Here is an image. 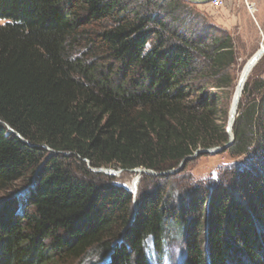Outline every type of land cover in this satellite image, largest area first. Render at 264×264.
I'll list each match as a JSON object with an SVG mask.
<instances>
[{
    "label": "trees",
    "instance_id": "obj_1",
    "mask_svg": "<svg viewBox=\"0 0 264 264\" xmlns=\"http://www.w3.org/2000/svg\"><path fill=\"white\" fill-rule=\"evenodd\" d=\"M0 21V264H152L147 238L163 254L172 229L185 264H264V82L233 129L260 167L241 202L177 207L158 188L135 216L90 169L164 173L229 142L205 93L237 65L225 31L188 0H0Z\"/></svg>",
    "mask_w": 264,
    "mask_h": 264
},
{
    "label": "rangeland",
    "instance_id": "obj_2",
    "mask_svg": "<svg viewBox=\"0 0 264 264\" xmlns=\"http://www.w3.org/2000/svg\"><path fill=\"white\" fill-rule=\"evenodd\" d=\"M234 1L235 0H233V2ZM239 1L242 2V5L246 8L249 17L252 20L253 27H249L245 31L237 30L231 34L224 27L215 25L212 22V24H214L216 27H219L225 31L234 41L237 65L227 71L228 75L225 76L226 81L219 84V86L211 87L205 91V93L209 95L215 94L219 97L218 101L216 102V108L218 111L215 118L217 120V125H225V131L229 136V142L221 148H217L219 150L214 154L208 153L198 155L195 159L184 164L183 169L177 173L164 174L170 172L167 171L164 173H156L157 175H138L133 172H124L122 170L107 168L113 170L115 175L111 176L109 174L102 173L105 176L113 178L109 179L108 177L107 180H103L101 184L104 186H107V184H112L114 186L121 187L126 191L127 189H125V187H129V184L137 178L138 184L136 186L137 189L135 188V193L134 190H131V192L127 190L132 194V196H134L133 214L137 213L138 206L140 204V198L142 197L141 195L146 192L155 193L157 192L158 188L161 189L162 195L164 197L169 196V198H171L172 196L171 205L174 204L177 207H180L181 204L184 203H191L189 201L195 199L197 195L198 197L200 196V199H204L203 203L205 207L207 205H213L214 202H216L217 195L223 194L231 199V201L235 202H241V200L244 199L242 196V189L238 183L241 181V179L242 181H247V183L253 179L254 176L248 169L255 167L253 166L252 162L255 160L254 156H256V154L252 153V151H254L252 149V151H250L248 154L235 157V155H233L232 151L230 150V146L235 141V136L233 135V130L231 132L233 137L229 135L228 131L230 129L229 126L232 125L231 122L233 117L235 118L233 125L234 129L238 118L239 104L240 102H244L246 100L245 98H242V92L240 102L235 112L236 115L234 114L232 117L231 109L234 104L233 102L239 87L241 75L244 72V66L256 54L261 45L264 44V23L258 18L260 23L259 25V23L253 19V15L250 13L249 8L247 7V0L235 1L237 4L233 8L239 9V5L241 4ZM258 2L260 5H264V0H258ZM248 3L255 9L256 4L250 2L249 0ZM254 16H258V14L256 15L255 12ZM209 21L211 22V19H209ZM3 24L4 22L0 21V25ZM257 82H264V56L257 64L256 68L248 74V80L246 81V84L249 83L250 85H255ZM251 92H253L252 89ZM252 97L253 98L249 97V99L245 101L246 105L257 99V95L255 94ZM88 163L90 167V162ZM261 164H264V160L261 161ZM180 166L178 168H180ZM259 168L256 169L255 167L254 170L258 171ZM90 169L94 171V168L90 167ZM240 175H243V178H241ZM5 199L6 197L4 195H0V202H3ZM172 230V239L165 242L163 254L157 253V250L155 249L154 238H147L146 249L152 258V264H185V235L179 237L175 229ZM120 240L121 239H118L116 243H119ZM107 261L108 259H104L96 264H107Z\"/></svg>",
    "mask_w": 264,
    "mask_h": 264
},
{
    "label": "crops",
    "instance_id": "obj_3",
    "mask_svg": "<svg viewBox=\"0 0 264 264\" xmlns=\"http://www.w3.org/2000/svg\"><path fill=\"white\" fill-rule=\"evenodd\" d=\"M190 3L194 4L197 8V10L204 13L206 16L211 19V22H213L215 25H219L224 27L229 33H233L237 30L245 31L249 27H253L252 20L249 17L248 12L246 11V8L242 5V2L239 5V9H235L233 7L236 6L237 0L234 2L229 3L224 8H217L215 9L210 1L211 0H188ZM250 2H253L256 4L254 13L256 12V15L253 14V19L255 21H258V18L261 19V21L264 23V5L259 4L258 0H249ZM248 2V0H247ZM260 25V23H259ZM264 38V37H263Z\"/></svg>",
    "mask_w": 264,
    "mask_h": 264
},
{
    "label": "water",
    "instance_id": "obj_4",
    "mask_svg": "<svg viewBox=\"0 0 264 264\" xmlns=\"http://www.w3.org/2000/svg\"><path fill=\"white\" fill-rule=\"evenodd\" d=\"M264 56V46H263V44L261 45V47H260V49L256 52V54L251 58V60L249 61V62H247L246 63V65L244 66V71H247V72H251V71H253V69H255L256 68V66H257V64L259 63V61L261 60V58ZM236 115V114H235ZM230 117H231V115H230ZM232 118V117H231ZM230 118V119H231ZM234 122H235V118H233L232 119V122H231V124L232 125H230L229 126V131H228V133H229V135L230 136H232L231 134V132H232V130H233V125H234ZM233 137V136H232ZM27 144H28V142H27ZM225 147H227V146H225ZM224 147V148H225ZM219 149H217V148H215V149H203L202 151H199V152H197V154L195 155H193V156H190V157H188L187 159H185L184 161H183V163H182V165L180 166V168H178V169H176V170H172V171H170V172H168V173H164V174H169V173H177V172H179V171H181L182 169H183V166H184V164H186L187 162H189V161H191V160H193V159H195L198 155H202V154H208V153H210V154H214L215 152H217ZM51 152H54V151H51ZM54 153H56V152H54ZM45 163H46V161L39 167V169H38V171H37V174H36V176L33 178V182L31 183V185L29 186V187H27V188H25V189H23L22 191H20V192H17V193H15L13 196H12V198L10 199V200H12V199H16V198H20V197H22L23 195H25V194H27L28 192H30L31 191V189H33L35 186H36V184H37V182H38V180H37V175H39V173L42 171V169H43V167H44V165H45ZM94 171L95 172H98V173H105V174H109V175H115V173H113L114 171L113 170H111V169H94ZM131 172H133V173H135V174H138V175H145V174H147V175H157L154 171H151V170H148V169H135V170H132ZM164 174H161V175H164ZM137 184H138V181H137ZM125 189H127L128 191H130L131 192V189L129 188V187H125ZM136 189H137V187H136ZM135 189V190H136ZM135 190H134V193H135ZM135 215V214H134ZM136 216V215H135ZM134 216V217H135Z\"/></svg>",
    "mask_w": 264,
    "mask_h": 264
},
{
    "label": "bare ground",
    "instance_id": "obj_5",
    "mask_svg": "<svg viewBox=\"0 0 264 264\" xmlns=\"http://www.w3.org/2000/svg\"><path fill=\"white\" fill-rule=\"evenodd\" d=\"M264 46V44H263ZM250 72H247V71H244L241 75V80L239 82V87H238V90H237V93H236V96H235V99H234V104H233V107L231 109V115L233 117V115L235 114L236 110H237V107H238V104L240 102V97H241V94L244 90V87H245V84H246V81L248 80V74ZM234 118V117H233ZM137 186V178L134 179V181H132L130 184H129V187L131 190H135Z\"/></svg>",
    "mask_w": 264,
    "mask_h": 264
},
{
    "label": "built area",
    "instance_id": "obj_6",
    "mask_svg": "<svg viewBox=\"0 0 264 264\" xmlns=\"http://www.w3.org/2000/svg\"><path fill=\"white\" fill-rule=\"evenodd\" d=\"M233 2V0H211L210 3L211 5L217 9V8H224L226 7L229 3ZM247 7L250 10V13L253 15L254 10L253 7L247 2Z\"/></svg>",
    "mask_w": 264,
    "mask_h": 264
},
{
    "label": "clouds",
    "instance_id": "obj_7",
    "mask_svg": "<svg viewBox=\"0 0 264 264\" xmlns=\"http://www.w3.org/2000/svg\"><path fill=\"white\" fill-rule=\"evenodd\" d=\"M2 22H4V21H2ZM4 24H5V23H4ZM4 24H3V25H4Z\"/></svg>",
    "mask_w": 264,
    "mask_h": 264
}]
</instances>
